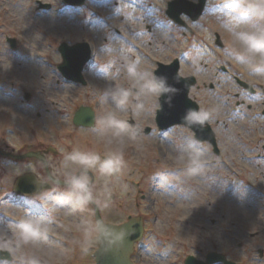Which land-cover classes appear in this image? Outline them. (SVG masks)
I'll list each match as a JSON object with an SVG mask.
<instances>
[{
    "label": "rangeland",
    "instance_id": "1",
    "mask_svg": "<svg viewBox=\"0 0 264 264\" xmlns=\"http://www.w3.org/2000/svg\"><path fill=\"white\" fill-rule=\"evenodd\" d=\"M168 1L86 0L81 6H70L63 0H0V113L8 120L3 133L10 144L27 136L54 143V128L67 124L74 129L73 113L82 104L97 110L99 117L113 110L112 103L102 100L114 76L118 75L116 84L127 83L125 60H138L140 70L154 72L157 62L178 57L179 73L184 76L239 74L254 84L264 80V61L241 54L232 35L264 28L261 0H209L208 29L202 27V20L188 35L165 18ZM39 2L50 8H40ZM216 33L222 38L221 47ZM8 37L16 39L15 48ZM203 37L210 39V46L201 45ZM63 41L90 44L91 59L83 69L85 84L67 83L58 69ZM119 49H127L129 55L118 58ZM228 79L234 94L239 86L232 76ZM24 90L37 93L49 112L44 110L37 120L23 115ZM190 96L206 109L199 90L192 88ZM159 106L158 101L153 110L136 117L120 113L130 124L133 119L140 131L135 141L123 146L126 165L118 177L111 178V202L100 205L103 219L120 222L140 214L146 220L149 230L133 255L137 264H185L187 255L204 259L211 251L238 264H264V157L259 155L264 153L263 133H254L250 124L243 128L232 124L227 131L219 127L218 156L211 144L197 141L187 126L176 125L161 133L155 120ZM148 126L151 131L145 133ZM96 129L97 125L84 134L87 143L102 153L119 147ZM193 143L203 149L207 165L189 177L178 157ZM95 176L93 185L99 190L104 179ZM7 192L0 190V247L3 237L14 242L16 221L33 215L45 219L48 238L20 246L22 257H36L40 264H94L97 229L91 205L75 210L66 196L49 193L48 198H40L47 210H35L25 205L26 199L3 202ZM79 246L87 250L77 252Z\"/></svg>",
    "mask_w": 264,
    "mask_h": 264
},
{
    "label": "flooded vegetation",
    "instance_id": "2",
    "mask_svg": "<svg viewBox=\"0 0 264 264\" xmlns=\"http://www.w3.org/2000/svg\"><path fill=\"white\" fill-rule=\"evenodd\" d=\"M208 2L209 0H207L201 16L196 21H193L188 14L183 13L180 17L186 24L177 22L167 14V11H165L167 16H165V18L170 20L175 28L181 29L183 35L193 34L197 26L195 24H199L202 20L205 21L202 27L208 29V24L205 19L208 13ZM200 41L202 43L201 45L210 46V39L203 37ZM187 75H194L196 77L197 83L193 88L200 91V96L203 98L202 101L207 105L206 110L213 109L215 111V115L209 123L216 133L217 131L220 132L218 129L219 127H224L227 131L228 128V130H230L232 124H236V126L240 125L241 128L250 124L254 126V133L261 132L264 137V132H262L264 130V80L258 81L256 84H254L253 81L250 82L255 89V91L250 92L241 87L237 82L236 77L239 76V74ZM218 75L232 76L234 80H236L239 90L231 94V89L229 87L230 82L228 79L230 76L226 78L225 76L218 77ZM200 76L203 80L200 79ZM222 84L225 86V89H218V85ZM26 92H29L30 95L28 100L24 99L25 104L21 107L23 115L26 114V117L37 120V118L41 117L44 110L49 112L48 107H42V105L47 106V103H43V100L39 101L37 99V93L31 90H24V96ZM78 105L79 104H77V106ZM200 109L205 108L200 107ZM74 114L75 111L73 117ZM1 116L2 114L0 113V190L9 191L1 198L3 202L9 200L11 203L17 204L19 201L26 199V201L29 202L25 204L28 208L35 207V210L41 208V210L46 211L47 209L44 207V201L40 200L42 196L48 198L50 193L54 197L63 196V198H65L64 193L67 191V187L63 183V178L70 168L74 167L65 166L64 155L67 152L71 151L73 148H80L82 150L96 151L100 153L102 157L104 155L101 149L97 146H93L91 143H87L84 139V134L93 128L76 126L74 122L73 124L75 127L72 130L68 129L67 124L57 129L56 127L54 128L51 133V135L54 136V143L49 142L50 140H37L34 139L33 136H27L25 140L10 144L8 136L3 133L7 120L6 117L3 118ZM97 116L98 114L96 113L95 126L96 120L98 119ZM259 155L264 157V153H260ZM89 175L92 182H94L95 175L92 173ZM90 205L92 207L94 206L93 204ZM128 219L127 217L120 222L113 223H122ZM142 222L144 225V236L149 229L146 220H142ZM96 240L97 245L94 251L98 247V231ZM138 245V243L135 245L133 254H135ZM20 248V246L14 247L13 242L9 243L8 240L3 237L2 247H0V262L2 264H25L26 258L22 257ZM84 248V246H79L77 252L81 250L85 251ZM93 260L95 264V256Z\"/></svg>",
    "mask_w": 264,
    "mask_h": 264
},
{
    "label": "clouds",
    "instance_id": "3",
    "mask_svg": "<svg viewBox=\"0 0 264 264\" xmlns=\"http://www.w3.org/2000/svg\"><path fill=\"white\" fill-rule=\"evenodd\" d=\"M261 4L264 5V0H261ZM232 35L239 45L241 54L264 61V28L255 31H234ZM128 55L127 49L118 50V58ZM124 67L128 77L127 83L116 84L115 79L118 75L114 76L113 83L105 90L102 100L112 103L114 109L104 112L96 120L98 135L107 136L109 144L113 140L117 141L119 147L116 150H106L103 157L96 151L80 148H73L64 155L65 166H74L63 178V183L67 187L64 195L75 210L83 211L90 204L97 206L103 204L107 207L111 202V178L118 177L126 165L123 146L126 141H135L138 136L137 129L127 119L122 118L120 113L131 112L133 117L142 115L153 110L160 97L168 98L167 102L170 103L171 96L177 91L168 83L166 77L156 75L149 70H140L138 60H125ZM214 115L213 109H188L183 121L191 126H203L209 123ZM178 160L189 177L198 175L207 165L204 151L196 143L189 145ZM90 173L104 179L101 189L97 190L94 187ZM89 235L90 230L86 232V239ZM13 236L14 247L36 244L47 240L48 226L41 217L25 215L15 222ZM114 242V240L109 241V243ZM25 264H40V260L29 257Z\"/></svg>",
    "mask_w": 264,
    "mask_h": 264
},
{
    "label": "water",
    "instance_id": "4",
    "mask_svg": "<svg viewBox=\"0 0 264 264\" xmlns=\"http://www.w3.org/2000/svg\"><path fill=\"white\" fill-rule=\"evenodd\" d=\"M84 1L85 0H65V2L69 4H82ZM205 2L206 0H199L198 3H193L189 0H173L168 4L167 13L177 21H181L179 15L182 12L189 14L193 19H197L203 11ZM40 7L50 8V4L41 3ZM8 41L11 43L12 47L16 46V40L14 38H8ZM217 42L220 46L223 45L219 36ZM59 50L61 51L63 61L58 65V68L62 74L68 79L84 83L82 71L91 56L89 43L79 42L69 45L67 42H62ZM158 65L159 67L156 69L155 74L166 77L168 83L177 89L175 95L171 96L170 103L167 102L168 98L166 97L159 98L160 108L157 110L156 116L159 129H166L175 124L187 125L195 132V136L198 140L209 141L213 144L214 150L218 152L219 149L216 143L215 133L208 123L203 126H191L183 121V116L188 109H198L197 102L189 97L190 88L195 83L194 77H183L179 74L180 62L178 59H175L170 64L159 62ZM239 82L249 89L252 88L251 85L245 81L239 80ZM74 122L77 125H92L94 122L93 111L89 107H81L75 115ZM132 123L134 124L133 121ZM149 131L150 127H147L145 132L148 133ZM96 179L97 177L95 176V180ZM99 207L95 204L100 243L95 252L97 264H134L131 260V253L135 241L140 238L143 230L141 222L137 219H131L122 224L106 223L100 215L101 208L99 210ZM133 216H140L143 219L140 214ZM110 240H114L115 242L109 243ZM217 262L238 264L227 259L224 254L218 252L208 253L205 260L197 259L193 255H189L185 260L186 264H214Z\"/></svg>",
    "mask_w": 264,
    "mask_h": 264
},
{
    "label": "bare ground",
    "instance_id": "5",
    "mask_svg": "<svg viewBox=\"0 0 264 264\" xmlns=\"http://www.w3.org/2000/svg\"><path fill=\"white\" fill-rule=\"evenodd\" d=\"M108 17H110V16H108ZM109 19H110V18H109ZM112 19H113V17H112ZM127 20H131V19H127ZM131 34L135 37V40L138 39L136 35H134L133 33H131ZM136 42H137V41H136ZM132 47L135 48V45H133ZM112 49H113V48H112ZM36 55H37V54H36ZM123 59H125V57H124Z\"/></svg>",
    "mask_w": 264,
    "mask_h": 264
}]
</instances>
